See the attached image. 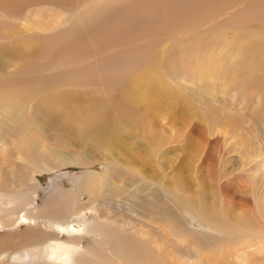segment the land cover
<instances>
[{
  "label": "rangeland",
  "instance_id": "1",
  "mask_svg": "<svg viewBox=\"0 0 264 264\" xmlns=\"http://www.w3.org/2000/svg\"><path fill=\"white\" fill-rule=\"evenodd\" d=\"M76 1L74 6L69 1V8L61 0L57 7H41L37 12L30 9L21 15L26 20L21 19L13 27L2 23L14 19L9 11L16 13L17 5L12 0H0V45L41 47L42 38L67 29L66 12L70 6L81 7ZM235 8H222V14ZM32 37L36 38L28 40ZM84 49L90 47H78V51ZM120 49H102L96 57H85L82 64L109 58ZM43 60L40 49L32 63L38 65ZM77 60H71L64 69L79 68ZM173 63L171 60L165 65L164 73L143 69L128 84L129 104L116 111L122 121H109L107 128L98 133L96 149L90 147L92 142L86 134L60 131L62 126L77 131L75 126L85 121H50L51 116L42 111L33 121H26L24 127H30V132L15 142L31 138L44 155L42 171L35 177L38 186H29L33 192L29 211L36 216L50 212L81 227L88 236L80 244L90 253L89 261L98 249V264H214L216 259L248 264L237 261L240 253L232 257L236 249H246L249 264H264V107L261 109L254 97L246 103L241 98L232 100L230 94L226 101L219 95L221 102L210 100L213 108L230 112L237 121L210 117L203 102L202 106L197 104V95L204 94L200 90L212 84L204 85L196 77L193 80L196 70L192 67L172 70ZM19 68L15 61L6 68V75ZM9 87L0 82V94ZM98 88L86 86L79 91L105 96ZM242 104H250L251 108L246 110ZM76 105L73 103L72 108ZM252 108L257 113H252ZM4 150L0 144V154ZM113 151L119 153V162L111 163L124 167H104L102 159L106 154L110 158ZM82 153L91 157L87 167L63 162ZM85 174L97 177L85 178ZM161 186L166 188L165 193ZM211 224L233 231L222 234ZM160 225L166 227L170 239L162 234ZM241 228L246 233L254 231V238H259L249 244L235 232ZM64 232L61 235H67ZM92 233L101 241L98 248L91 241Z\"/></svg>",
  "mask_w": 264,
  "mask_h": 264
},
{
  "label": "bare ground",
  "instance_id": "2",
  "mask_svg": "<svg viewBox=\"0 0 264 264\" xmlns=\"http://www.w3.org/2000/svg\"><path fill=\"white\" fill-rule=\"evenodd\" d=\"M12 1L17 5L16 13L9 11L14 19L2 24L13 27L18 26L21 19L26 20L21 15H26L30 9L37 12L41 7H57L61 2ZM63 1L67 8L69 1L74 6L75 0ZM78 3L81 7L71 9L70 6L69 12L63 9L64 13H69L64 21L67 29L42 38L41 47L31 48L25 43L0 45V75L5 74L0 76V82L12 86L0 94V144L5 149L0 154V264H98L100 261L98 249L89 261L90 253L80 244L88 235L81 227L78 229L77 225L50 212L36 216L29 211L33 193L29 186H38L35 177L42 171L44 155L31 138H25L22 143L15 141L30 132L31 128L24 127L25 123L33 121L39 111L50 115L47 117L50 121H85L75 126L78 132L66 126L60 131L86 134L92 142L90 147L96 149L98 133L107 128L109 121H122L116 111L126 109L129 104L126 101L128 84L139 77L143 69H160L164 73L165 65L171 60L175 62L172 70L192 67L196 70L193 80L196 77L204 85L208 82L213 85V88L204 86L200 90L204 94L197 95V104L202 106L203 102L208 116L218 115L219 121L229 117L237 121L230 112L225 114L214 109L210 100L221 102L219 95L226 101L230 94L232 100L241 98L246 103L254 97L259 107H264V75L261 74L264 72V0H78L76 5ZM226 7L228 11L236 8L224 15L222 8ZM18 31L19 34L24 32L22 28ZM80 46L90 49L78 51ZM107 48L121 49L109 58L82 64L85 57H96ZM40 49L44 60L36 65L32 62ZM29 50L32 52L26 53ZM62 59L68 62H61ZM73 59L74 63L78 59L79 68L64 69ZM15 61L20 68L6 75V68ZM219 79L221 82L217 85ZM86 86H98L105 96L91 95L89 90L79 91ZM73 103H77L75 109ZM249 105H243L244 109H250ZM226 107L229 106L222 105ZM253 108L251 112L257 113ZM118 154L113 151L110 158L106 154L102 159L106 169L110 170L112 165L123 166L118 165ZM90 158L82 153L63 162L86 166ZM112 160L118 162L111 163ZM84 177L97 176L85 174ZM160 188L166 192L164 186ZM169 198L176 200L171 195ZM160 226L162 234L170 239L166 227ZM212 227L222 234L233 231ZM256 229L260 231L257 226ZM62 231L67 235H61ZM235 232L249 244L259 238H254V231L246 233L241 228ZM94 235L92 233L91 241L98 248L101 241L94 239ZM245 251L236 249L232 257L240 253L237 261L249 264ZM224 263L229 264L220 259L214 264Z\"/></svg>",
  "mask_w": 264,
  "mask_h": 264
}]
</instances>
